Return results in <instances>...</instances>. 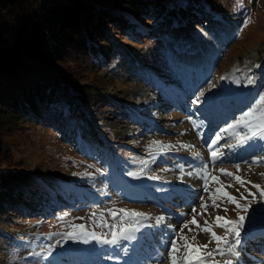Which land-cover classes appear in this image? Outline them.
Segmentation results:
<instances>
[{
	"label": "rangeland",
	"instance_id": "1",
	"mask_svg": "<svg viewBox=\"0 0 264 264\" xmlns=\"http://www.w3.org/2000/svg\"><path fill=\"white\" fill-rule=\"evenodd\" d=\"M203 1L219 9V21L222 14L227 15L237 26L236 32L223 36L216 47L212 34L203 28L204 21L190 23L185 18L180 32L192 33L200 44L211 48L208 58L212 67L199 70L190 58L193 69L181 68L163 41L155 38L167 30H156V17H141L143 27L149 28L144 31H151L150 35L113 34L144 68L133 67L126 58L83 79L103 89L92 94L97 108L95 120L87 124L89 130L77 129L68 137L43 121L37 126L27 124L20 136L12 137L14 158L26 163L28 173L34 174L41 187L36 189L35 197L30 195V182L9 183L13 191L28 197L22 208L10 206L6 210V235L16 233L23 242L13 247L9 240L0 239V264H103L106 259L122 264H170V241L180 234L187 235L190 241L195 235L201 245H208L206 251H213L216 244L209 243L207 233L183 228L191 220L193 208L198 223L203 226L207 220L217 235L228 236L229 244L234 237L215 226V217L236 220L245 216L236 249L239 255L232 257L227 252L228 245L222 244L225 255L215 257L220 264L227 259L233 264H264V199L251 186L259 184L264 188V140L240 143V137L248 133L244 127L224 131L243 112L255 107L254 101L264 94V87L260 88L264 82V0H241L242 6L236 0ZM181 47L190 55L202 49L186 43ZM249 76L255 78L254 84L247 83ZM62 114L68 116L69 109L66 107ZM193 122L199 127H194ZM217 135L222 138L212 145ZM152 141L168 147L161 151L153 146L150 153ZM98 144L103 152L98 150ZM211 151H217L215 162ZM254 160L261 163L253 164ZM205 165L224 185H232L224 190L241 205L247 204L248 212L238 211L227 200H217L219 208L211 207L204 192ZM220 168L251 184L241 187L232 177L221 174ZM209 187L215 190L219 185L210 181ZM201 197L210 205L204 215H200ZM121 209L149 217L138 222V227L147 228L140 243L138 231L133 233L134 239H120L115 245L103 242L105 238L112 239L113 231L137 227ZM161 216L163 222L156 224V218ZM134 249L132 254L130 250ZM182 255L183 250L177 253Z\"/></svg>",
	"mask_w": 264,
	"mask_h": 264
},
{
	"label": "trees",
	"instance_id": "2",
	"mask_svg": "<svg viewBox=\"0 0 264 264\" xmlns=\"http://www.w3.org/2000/svg\"><path fill=\"white\" fill-rule=\"evenodd\" d=\"M219 15L218 8L203 0H0V239L9 240L13 247L23 242L16 233L7 236L3 228L8 207L22 208L28 197L13 191L9 183L30 182V195L35 197L41 187L26 163L14 158L12 137L20 136L27 124L37 126L43 121L68 137L77 129L89 130L87 124L95 120L97 108L92 94L103 89L83 82L85 76L106 71L126 58L133 67L144 68L113 32L150 35L139 18L156 17V30L167 32L155 38L163 41L173 61L181 67L189 63L190 58L176 49L180 44L201 46L191 59L201 69L210 62L211 48L192 33L180 32L181 28L185 18L190 23L204 21L203 28L217 47L237 27L232 17L222 14L219 21ZM66 107L68 116L62 114Z\"/></svg>",
	"mask_w": 264,
	"mask_h": 264
},
{
	"label": "snow or ice",
	"instance_id": "3",
	"mask_svg": "<svg viewBox=\"0 0 264 264\" xmlns=\"http://www.w3.org/2000/svg\"><path fill=\"white\" fill-rule=\"evenodd\" d=\"M238 6H242L241 0H236ZM250 22V21H249ZM238 82V81H237ZM247 83L248 84H254L255 78L252 76L247 77ZM201 96L204 95L203 92L200 93ZM255 107H251L250 110L243 112V114L235 121L234 124L229 125L228 129H225L224 131H229L230 129H235L237 127H244L248 129V133L244 136L240 137V143H245L248 140L251 139H259L264 140V94L259 95L258 101H254ZM194 127H199L198 124L193 122ZM221 136L217 135L215 139L211 140V144L215 145L218 141L221 140ZM153 146H158L161 151H163L168 146L163 145L160 141H152V143L149 145V151L151 153V150ZM182 147L189 148L190 145H181ZM196 156H199V153L195 154ZM211 156L213 159V162H215L217 158V151H211ZM261 163L260 160H254L253 164L259 165ZM237 167V172H239V165ZM219 172L225 176L232 177L237 184H239L241 187H244L245 184H251V181H245L242 179L239 175H236L232 172H228L223 168L219 169ZM131 175L135 176L136 173H130ZM199 175V173H197ZM264 175V174H262ZM204 192L208 194V200L211 201V207L216 209L219 208V205L217 204V200H220L223 202L224 200H227L228 203L234 204L236 209L238 211L242 212H248L249 206L247 204L241 205L239 200L231 195L229 192L225 191L224 189L226 187H231L232 185H224L217 176L211 175L207 171V165L204 166ZM211 182H215L219 185L218 188L215 190H210L209 184ZM253 188L256 189L257 192H259L260 197L264 199V188L261 187L259 184H251ZM248 195H253L252 193H248ZM241 199H245V197L241 196ZM209 203L204 200L203 197H201L200 202V208L202 209V212L200 215H204L208 212ZM193 216L191 220L185 222L183 224V228H187L189 232H196L199 234L200 232L207 233L210 237L209 243H212L213 241L216 244V248L213 251H206L208 248L207 244L201 245L197 240L196 236L193 235L191 238V241L189 240L187 235L180 234L177 235L175 238L171 239L170 245L171 250L169 254L170 264H220L219 261L215 259L217 255L223 257L225 255V250L221 247V245H228L227 252L232 257H237L239 253L236 251L237 247L240 244V235H241V229L244 226L245 216L240 215L236 220H228L224 216H216L215 217V226L223 228L225 233L230 234L234 237V242L229 244L228 236H219L216 234L215 231H213L212 225L208 223L207 220L204 221V225L201 226L196 217V209L193 208ZM225 212H227V209H224ZM120 212L124 214L125 217H129L132 220L133 224H137V227L135 228H121L119 232L113 231L112 232V239H104V243L108 244H117L119 243L120 239L130 240L134 239L133 233L135 231H139L138 222L140 218L148 219L144 213L139 212H129L127 210L121 209ZM95 215V214H93ZM113 217L115 218V213H112ZM164 220V217H158L156 218V224L162 223ZM189 225H194L195 228L189 227ZM81 227V231H83V226ZM113 228L116 226L113 225ZM183 228L181 229V233H183ZM71 235V234H70ZM88 235H91L93 239H99L95 236L94 233H89ZM182 242V243H181ZM183 250L182 256H177V253H180ZM223 264H233V261L231 259L224 260Z\"/></svg>",
	"mask_w": 264,
	"mask_h": 264
},
{
	"label": "bare ground",
	"instance_id": "4",
	"mask_svg": "<svg viewBox=\"0 0 264 264\" xmlns=\"http://www.w3.org/2000/svg\"><path fill=\"white\" fill-rule=\"evenodd\" d=\"M145 230L144 226L139 227V233H142Z\"/></svg>",
	"mask_w": 264,
	"mask_h": 264
}]
</instances>
